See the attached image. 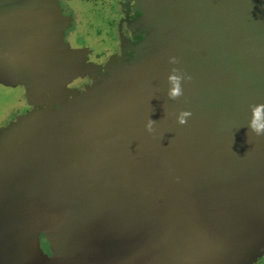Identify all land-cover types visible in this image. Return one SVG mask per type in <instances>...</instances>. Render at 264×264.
I'll use <instances>...</instances> for the list:
<instances>
[{"label":"water","instance_id":"95a60500","mask_svg":"<svg viewBox=\"0 0 264 264\" xmlns=\"http://www.w3.org/2000/svg\"><path fill=\"white\" fill-rule=\"evenodd\" d=\"M136 2L161 64L139 77L122 60L61 91L71 19L55 0H0V84L39 102L0 132V264H253L264 254V136L247 129L250 106L264 104V0ZM173 68L192 77L176 100ZM181 111L192 113L185 125ZM75 213L93 229L60 259V226Z\"/></svg>","mask_w":264,"mask_h":264},{"label":"rangeland","instance_id":"374dc122","mask_svg":"<svg viewBox=\"0 0 264 264\" xmlns=\"http://www.w3.org/2000/svg\"><path fill=\"white\" fill-rule=\"evenodd\" d=\"M55 1L58 4L57 0ZM60 1L65 15L58 4L60 12L66 19H71V26L72 18H74V25L70 33L78 35L79 39H82L79 45L86 50H91L93 62L99 63H93L89 67L87 61L85 62L86 65L71 61L57 79L54 88H60L61 91L80 90L86 85L93 84V80L100 76L99 73L103 74L107 66L119 61L122 62V60H125V63L132 66L133 69L135 68L139 77H144L145 63L151 70V67L157 68L163 61L164 51L159 45L160 40L156 38L157 36L155 38L151 36L153 27L151 18L138 11L139 4L136 0ZM71 42L74 44L72 40ZM153 62L158 63V65L155 67ZM90 73L92 77L89 78L90 80L87 79L89 80L88 84L81 86L80 89L76 88L81 80L89 77ZM36 98L37 94L30 90L0 84V132L13 123L17 117L36 111L39 107ZM117 202L114 199V203ZM97 214V217L101 216L106 220L117 218L111 212L103 211ZM63 215L60 214L61 220ZM84 217V226L75 227V222ZM87 217H89L87 213H75L71 227L65 228L61 223L58 251L60 259L67 258L69 247L75 246V243L79 242V237L91 235L93 228L88 224ZM76 248L81 251L84 246L78 244ZM256 263L264 264V254Z\"/></svg>","mask_w":264,"mask_h":264},{"label":"clouds","instance_id":"9594fccd","mask_svg":"<svg viewBox=\"0 0 264 264\" xmlns=\"http://www.w3.org/2000/svg\"><path fill=\"white\" fill-rule=\"evenodd\" d=\"M169 63L177 64L179 63L176 57H170ZM192 77L182 73L179 69L173 68L171 73L168 75L167 80L170 87L167 91L168 99L176 100L183 96V88H182V81L191 80ZM251 107V119L247 124L248 132L251 131L256 136H264V104H256L252 105ZM192 116L190 111H181L176 119L177 123L180 125H185L188 122V119ZM156 121L152 119H148L145 129L149 133H153L155 131L154 125Z\"/></svg>","mask_w":264,"mask_h":264},{"label":"flooded vegetation","instance_id":"af4514ba","mask_svg":"<svg viewBox=\"0 0 264 264\" xmlns=\"http://www.w3.org/2000/svg\"><path fill=\"white\" fill-rule=\"evenodd\" d=\"M57 2L59 4V7H61V10H62V12L64 14L63 5L61 4V1L57 0ZM73 25H74V18H72V26H71V28L66 30L64 38H63V40L69 45L70 53L73 54V59H74L73 63L85 64V62L87 61L88 64H89V67L92 66L93 63H96V64L99 63V62H96V61L93 62L92 54L90 52L91 50L90 51L86 50V48H82L83 46L79 45V42L82 39L81 38L79 39L78 35H73L72 33H70V31L72 30ZM70 38H72L71 40L73 41L74 44H72L71 40L69 41ZM77 48H80V49H77ZM91 77L92 76H91V73H90L89 77L84 78L83 80H81V82L79 83V85L76 88L80 89L81 86L85 85L86 83L88 84V82L91 79ZM87 79H89V80H87ZM261 258L262 257H260L256 262H258ZM256 262L253 263V264H258Z\"/></svg>","mask_w":264,"mask_h":264}]
</instances>
